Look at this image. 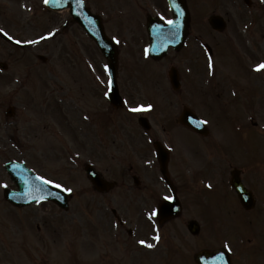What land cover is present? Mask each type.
<instances>
[{
	"label": "rangeland",
	"instance_id": "obj_1",
	"mask_svg": "<svg viewBox=\"0 0 264 264\" xmlns=\"http://www.w3.org/2000/svg\"><path fill=\"white\" fill-rule=\"evenodd\" d=\"M199 3V0H193L194 8ZM211 12L209 6L203 14ZM200 21L196 17L193 24L199 26ZM130 26L132 24L124 25L121 31V37L127 41L124 48L128 49L125 51L130 56L126 55V60L129 58L127 62L122 59L119 82L131 87V94L126 97L125 108L115 110L105 99V59L95 44L83 35L79 26L71 22L68 10L50 11L45 7V0H0V28L10 32L25 46H14L0 38V61L10 66L7 71L0 69V142L9 144L16 141L27 146L29 166L48 181L80 192L75 201L84 205L63 216L52 203L34 204L28 207L25 220H6L3 224L6 228L0 235L15 239L18 244L24 242L28 248V261L21 264H85L94 253L97 256L98 251H105L104 254L107 252L109 255L108 243L107 249L101 246L108 238L106 232H109L111 207L124 214L131 224L157 223L152 215L153 209L167 191L157 176V168L152 166L155 155L147 144V134L142 135L138 122L140 111L134 113L129 108L155 104L156 109L152 107L146 113L154 123V134L161 136L162 128L170 124L169 112L179 114L182 107L181 96L172 94L167 88L172 66L193 70V76L187 83V100L194 102V106L209 119L215 130V138L224 141V152L233 151L234 148L239 150L236 144L239 143L237 136L240 134L234 131V121L228 118L224 101L219 100L213 91L206 94L198 89L203 82L201 68L204 63L200 40L193 38L187 51L159 61L146 62L143 53L134 51L143 48L142 43L137 41V37L128 39V35H133ZM49 33L53 35L49 36ZM186 52L187 56L184 55ZM39 55L45 56L46 60L40 59ZM145 68L146 71L142 70ZM146 86L154 88L147 92ZM184 90L185 87L181 88L178 95H182ZM9 105L15 107L16 115L12 120L4 114ZM189 105L192 106L191 103ZM174 132L183 137L176 142L185 144L182 149L179 147V163L194 164L197 159L191 158L198 150L194 145L196 134L181 127H174ZM256 139L257 142L253 141L252 144L250 141L248 145L264 155V141L260 135ZM210 146L218 148L214 141ZM214 151L209 153L210 158H213L212 155L215 157ZM239 155L243 158L244 154ZM199 157L202 158L201 155ZM225 159L233 160L231 157ZM88 162L93 163L107 179L117 180L119 187L108 193H97L84 171V165ZM138 162L139 165L145 164L139 173L143 184L150 189L155 183L160 195L134 185L131 178L133 172L130 173L129 168L134 165L140 171ZM172 168L176 175L178 168ZM198 174L200 177L210 175L206 169H200ZM222 196L225 198L226 194L223 192ZM208 202L207 214L211 220L223 224L224 211H218L216 206L220 203ZM236 215L239 220L233 224V231L240 234L249 230L243 216L240 213ZM187 217L184 215L176 223H183ZM9 227L14 230V236L7 230ZM71 227L77 231L73 233V238L68 232ZM66 243H69L67 248L61 246ZM17 250L20 248L17 247ZM106 264H112V261Z\"/></svg>",
	"mask_w": 264,
	"mask_h": 264
},
{
	"label": "flooded vegetation",
	"instance_id": "obj_2",
	"mask_svg": "<svg viewBox=\"0 0 264 264\" xmlns=\"http://www.w3.org/2000/svg\"><path fill=\"white\" fill-rule=\"evenodd\" d=\"M129 3L126 7L125 3ZM192 13V0H186ZM204 6H211L212 14H220L225 19L223 30L216 32L222 39L220 47L227 45V49L233 48L234 60H236L233 68L239 67L238 70H232L231 74H223L224 68L222 51L218 61L216 72L223 84L227 88L232 89L234 93V103L237 109L238 121L242 120V116L246 119H253L255 112L252 110V103L256 100L264 101V69L257 70V66L264 63V56H256L254 53L255 45L253 39L257 36L264 38V0H203ZM124 15L121 20L132 24L131 28L134 32L144 33L147 19L151 15H157L164 21L170 19L167 0H124ZM192 15L190 16V22ZM204 29L209 31V23L207 20L203 22ZM259 27V28H258ZM191 28V24H190ZM259 30H256V29ZM191 31V29H190ZM205 32V33H206ZM203 76L207 73L206 64L203 63ZM231 69V68H230ZM245 114V115H243ZM258 128L250 127L246 129L248 138L253 139ZM264 131V129H259ZM11 148L7 149L6 145H0V232L4 228L5 217L17 218V215H25L28 213V205L17 207L9 203L4 194L7 188L16 189V185L11 182L10 176L5 166L8 161ZM237 162V163H236ZM229 162V166H225V161L220 160L217 168L212 171L216 173L217 179L223 182L226 178H230L233 168H236V176L242 180L246 186V192L251 199L256 200V206L248 210L244 208L240 202V194L234 190L230 193L234 199L236 208L235 212L244 214L243 221L248 224L249 230L236 234L233 231V224L223 223L222 228L214 230L212 225L203 226L201 231L192 234L188 224H169L166 237L161 240V229H156L154 240H146L149 232L145 225H136L134 232L127 231L124 236L123 244L120 249H116V253L120 251L119 256L113 257L112 264H197L195 257L198 253L210 250H226L232 264H264V171L258 173L257 160H237ZM2 175L5 176L2 179ZM259 177V182L248 183V179ZM7 179L9 181L7 182ZM213 176H204L201 182L208 183ZM201 182L187 181L186 184L176 186L177 192L184 188L186 191L198 190L201 194L205 191ZM181 192V191H180ZM211 202L219 200L220 197L207 193ZM244 193L241 194V197ZM72 201V200H70ZM208 202V199H206ZM72 203V202H70ZM204 215H208L209 207H202ZM122 227V220L118 219ZM119 226V227H120ZM165 225H159L164 227ZM257 227L261 230V239L257 236ZM159 236V240L156 237ZM129 238L133 240L130 241ZM140 241H144L141 244ZM229 245V248L225 247ZM13 243L6 240L0 235V264H16V256L12 255ZM148 245H154L148 247ZM5 248V249H4Z\"/></svg>",
	"mask_w": 264,
	"mask_h": 264
},
{
	"label": "water",
	"instance_id": "obj_3",
	"mask_svg": "<svg viewBox=\"0 0 264 264\" xmlns=\"http://www.w3.org/2000/svg\"><path fill=\"white\" fill-rule=\"evenodd\" d=\"M59 2H64V0H51L49 2V5L52 6H56V7H62V6H66L67 2H65L64 4H61ZM71 5V13L74 16L75 20L79 21L82 25H84L88 30L89 33L95 38L96 42L98 43V45L100 46V48L103 50V52L105 53V55H107L113 70H115L116 67V47L115 45L106 37V35L104 34L103 31V27L101 24V21L95 17H90L88 12L86 10H84L82 4H72L70 2ZM183 36V35H181ZM181 44V37H179L176 42L175 45H179ZM164 51H162V53H156L154 54L155 57L160 58L161 56H163V54L165 53L166 48H163ZM166 160H167V155L164 154L163 156V162H162V170L164 171V173L166 174ZM88 173L90 175V177L92 178L93 182L98 186V188L100 189H104L106 188V184L103 182L102 178L100 177L99 174H97L94 170L92 169H88ZM20 177V176H19ZM17 177V178H19ZM30 174L28 173V181L30 180ZM21 187L22 189H24V186H27V182L25 181V179H21ZM29 186V183H28ZM32 188L28 187V193H31ZM53 193H55L56 191H52ZM178 212V211H177ZM163 213L161 214V217H163ZM171 213L166 214V216H170Z\"/></svg>",
	"mask_w": 264,
	"mask_h": 264
},
{
	"label": "snow or ice",
	"instance_id": "obj_4",
	"mask_svg": "<svg viewBox=\"0 0 264 264\" xmlns=\"http://www.w3.org/2000/svg\"><path fill=\"white\" fill-rule=\"evenodd\" d=\"M48 2H49V0H45V3H48ZM168 23L171 24V23H173V21L169 20ZM0 33H4L5 35H8V33L5 32V30L3 28H0ZM48 35L51 36V35H53V33H49ZM45 38L46 37H40V39H45ZM27 42L28 43H37L38 41H27ZM16 43H21V41L17 40ZM262 69H264V63H261V64H259L257 66V70L258 71L262 70ZM0 71H2V70H0ZM152 107H153V105H151V104L146 105V106L145 105H140V106H138L136 108H131L130 111H132V112L147 111V110H150ZM204 123H207V121H205ZM41 179H43V177H41ZM47 182L48 183H52V181H47ZM59 186L60 185H57V187H59ZM209 187H211V185H209ZM66 191L71 192L72 189L68 188V189H66ZM165 199H172V197H165ZM155 214H156L155 212L152 213V215H155ZM156 239L159 240V236H157ZM140 243L144 244L145 242L144 241H140ZM153 246L154 245H148V247H153ZM225 247L229 248V250H231L229 245L225 244Z\"/></svg>",
	"mask_w": 264,
	"mask_h": 264
}]
</instances>
